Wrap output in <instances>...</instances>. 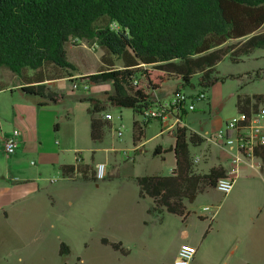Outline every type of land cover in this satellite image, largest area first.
<instances>
[{"label": "trees", "instance_id": "1", "mask_svg": "<svg viewBox=\"0 0 264 264\" xmlns=\"http://www.w3.org/2000/svg\"><path fill=\"white\" fill-rule=\"evenodd\" d=\"M263 28L264 0H0V69L16 76L25 95L47 99L38 100V105L60 103L64 93L47 89L44 82L77 71L68 60L67 43H96L103 51L104 68L79 80L91 87L110 83L113 90L102 99L81 97L89 101L91 139L103 141L110 128V121L95 119L94 113L129 108L137 146L153 121L144 114L156 91L170 81H177L176 90L190 86L208 91L223 81L216 67L225 57L238 63L264 49ZM5 88L0 82V90ZM263 99V94H238L236 107L250 112ZM175 138L171 173L138 176L136 181L139 198L152 199L149 214L169 212L184 219L186 204L214 189L227 170L220 165L204 171L194 163L193 149L205 141L199 133L179 124ZM158 154L156 147L153 155ZM60 171L65 178L97 181L93 163L64 164ZM101 242L127 253L122 242ZM70 253L62 242L59 255Z\"/></svg>", "mask_w": 264, "mask_h": 264}, {"label": "rangeland", "instance_id": "2", "mask_svg": "<svg viewBox=\"0 0 264 264\" xmlns=\"http://www.w3.org/2000/svg\"><path fill=\"white\" fill-rule=\"evenodd\" d=\"M66 48L68 60L77 67V71H70L79 74L73 78L79 80L84 76L80 74L88 75L104 68L101 61L103 51L96 43L72 39ZM217 70L223 78L224 93L221 94L212 88L204 91L206 98L197 100L194 104L195 109H187L183 116L184 122L192 130L206 135L223 128L226 121L237 115L236 97L233 93L244 91L248 94H264V49L244 56L243 62L240 63L232 62L227 56L219 63ZM227 73L241 75L240 78H234ZM14 76L9 69H0V82L6 87ZM193 81L196 82V78ZM57 85L58 90L53 88L51 90L62 91L65 96L63 101L60 103L49 101L48 105L43 107L58 109L60 118L56 123L61 127L60 135L68 142L72 141L71 137L75 130L77 145L85 149L91 147L98 149L111 142L115 147L132 145L134 114L132 109L118 107L107 109L106 111L114 116L112 126L102 143H94L88 136L89 101H80L79 98L81 94L84 96L83 91H72L69 88L71 83L66 80L58 81ZM101 85H103L101 91L100 87L94 89L95 96L99 98H103L105 92L113 90L110 83ZM175 86L176 81L168 82L162 94L168 93V90ZM182 91L191 97L202 89L186 86ZM17 94L19 98L21 93ZM6 96L0 95V105L4 112V116H0V138L4 133L17 129L11 120L14 103L7 101ZM28 97L20 100H23V104L27 105L30 112V106L35 104L33 98H40ZM119 115L121 119L118 118ZM158 125L154 120L147 129V143L143 153L132 152L131 156H126L123 150L117 152L116 165L111 166L109 172L107 170V176L103 180L85 181L81 178L75 181L62 180L57 166L50 164L45 177L57 180L53 183L55 186L53 189L58 190L56 194L54 193L56 202L52 205L48 198L49 192L44 191L42 200H45V212L41 210L38 214L37 201L31 204L28 214L11 216L9 236H5V242H2L0 236V264H174L178 249L191 246L190 240L193 245L200 243L206 231L209 235L202 242L201 251L205 253L207 246L214 247L213 253L208 254L209 257L215 258L212 263L215 264L217 259L218 264L230 263L232 260L228 257V251L231 249V237L234 232L243 230V226L247 229L249 225L247 221L251 215L257 218L250 226V232L257 241L261 240L258 244L264 246V237L261 236L264 232V209L262 213L260 211L261 205L264 204V185L257 180L237 181L230 195H224L213 188L198 194L194 202L186 204L189 212L186 220L169 212L156 214L159 218L146 214L144 209L149 201L139 198L136 178L153 174L166 175L174 165L171 151L153 155L156 143L164 142L161 138H153ZM119 127L123 132L121 137L117 136ZM170 140L172 144L173 138ZM172 146L170 145L169 150ZM85 153L89 159L91 150H86ZM10 156L5 153L0 141V173L3 170L6 173L7 166L12 165ZM29 156L25 160L26 163L29 162L27 166L29 169L23 168L25 170L23 172L29 173L40 165L39 162L34 165L33 162L36 160ZM103 156L101 150L94 152L96 160L102 159ZM65 159L69 161L71 158L69 156ZM89 161L93 162L91 158ZM207 163L208 161L200 164V168L206 171ZM223 164L230 165V162L226 159L223 160ZM12 173L15 178H21L17 171L11 169ZM9 182L14 186L11 190L12 195L20 193L25 188L22 185L15 186L12 179H9ZM44 183L43 186L49 185L47 181ZM36 197L38 199V195ZM261 201L262 204H257ZM205 206H210L211 210L204 211ZM103 238L110 242L122 241L127 253L103 244L101 242ZM62 242L70 246V254L59 255ZM254 252L251 251L252 257L256 255ZM238 254L239 251L235 255Z\"/></svg>", "mask_w": 264, "mask_h": 264}, {"label": "crops", "instance_id": "3", "mask_svg": "<svg viewBox=\"0 0 264 264\" xmlns=\"http://www.w3.org/2000/svg\"><path fill=\"white\" fill-rule=\"evenodd\" d=\"M240 62H243V58ZM218 65L216 68H218ZM77 75L79 74H74L71 77H75ZM80 75H85V74H80ZM227 75H231L234 78H240L241 74L227 73ZM71 77L46 80L44 84L47 89L51 90L53 88L54 90H58L57 82L61 80H66L70 82L69 78ZM15 79H16V76H14L12 81H10L9 85L5 89L0 90V95H7L6 100L7 101L10 100L14 103L11 120L13 121V126L17 128L18 130H20L21 132L19 148L17 149L16 153H14L9 158L12 161V165L7 166L8 169L6 173H4V170L2 171V173H0V236L2 237V242H5V236H9V231L11 227V216L12 217L16 215L24 216L28 214L29 208L30 206H32L31 204L32 203L35 204V202L37 201H38V214L41 213V210L45 212L44 211L45 210L44 208L45 200H42V193L44 191H46L47 193L49 192L48 198L52 205H54V203L56 202L54 193L56 194L58 190L56 191L55 188L53 189V187H55L53 183H56L57 180L56 179L53 180L50 177L49 178L45 177L46 174H48L46 171L50 164H53V166H57L60 179L75 181L76 179H78V176H76L73 179L63 177L60 171V166L64 164H76L77 155L80 156L81 161H83L84 163H93L94 167L98 162L106 163L107 170L109 172L110 167L111 166L113 167L116 165L115 163L117 161L116 159L117 152L119 153V152H122L123 150L126 156L127 155L131 156L132 152L136 154L140 152L143 153L145 151V146L147 143V139H145L143 143L137 146H134L133 138H131L132 140L131 146L124 145L123 147H115V145H113V143L111 142L109 145H105L104 147H99L98 149H95L93 147H91L90 149H85L77 145L75 130L73 131V134L71 137L72 141L68 142L64 137L60 135L61 127H59V124L56 123L57 120L60 118V116H58L60 113L58 109L55 107L54 108L50 107V106H45V107L40 106L38 105V100H42V99L33 98V101L35 102V104L33 106H30L31 110L30 112H28L27 105L23 104L24 103L22 102L23 100H20V99H27L29 97L20 90V88L22 87V84H20V82H18ZM102 86L103 85L99 84L97 86L91 87L90 92L88 94L83 93L84 96H82V94L80 95L79 97L80 101H81V97H85V95L86 97H88V95H93L94 97L99 98L95 96L94 89L100 87L99 91H101ZM166 86H167V83L160 90L154 93L153 100H157V99L165 100L169 98L175 92L176 88L178 87V83L176 81L175 87L170 88L168 90V93L162 94L163 93L162 91ZM69 88H71V86ZM179 88L182 89L183 86L182 88L181 86H179ZM211 88L216 89L221 94L224 93L223 81H218ZM57 92H62V91H57ZM17 93H21L19 94V98L17 96L18 95ZM238 94L253 96L254 94H257V93L248 94V93H245L244 91H236L235 93H233V95H235L236 97L235 107H236ZM46 105H48V103ZM236 110H237L236 112L238 113L239 110L237 109V107H236ZM0 116H4V112L2 110L1 105H0ZM94 116H95V113L92 115V117ZM133 119H134V114H133ZM87 121L89 124L88 136L91 139L90 115L89 114H88ZM153 121L148 123L147 129L149 128V126L151 125ZM155 121H157L159 125L153 135V138H156V139L161 138L164 140L165 143L163 141H158L154 149L157 147L160 153H163L166 150H169L170 145H173L172 146V149H173L176 138H175V129L170 127L172 121L170 120L165 123H161L159 120H155ZM184 125H186L189 129H191L186 122H184ZM111 126H112V123L110 121V128ZM110 128L107 129L104 140L107 136V133L110 131ZM192 131H195V130H192ZM195 132L202 135L205 141L200 147L194 148L193 153L197 154V153L202 152L204 149H206L205 154L200 162V164H203V163H206V161H208V163L205 165L207 167L206 171L209 170L211 167L220 166V165L223 166L226 170H228L230 165H224L223 160L227 159L230 162L229 153L226 150L221 149L214 144H208L205 138V135H206L205 133L199 132V131H195ZM10 134L11 132L4 133L2 137L0 138L2 148H3L4 139L8 137ZM131 137H132V133H131ZM171 137L173 138L172 144L170 140ZM91 141L93 140L91 139ZM103 141L101 142L93 141V142L102 143ZM172 149L170 151L174 158V165L171 171L175 168V154ZM86 150H91L92 154L89 156V159L91 158L93 162H90L89 159H87V156L85 153ZM96 150H101L103 152L104 156L102 159H99V160L95 159L94 152H96ZM27 156L32 157L33 159L36 160L33 162L34 165L38 164V162L40 163V165H37V168L29 171V173L27 171L23 172L25 171L23 170V168L29 169L27 168V166H29V162L26 163L25 161ZM69 156L71 159L69 161H66L65 158H68ZM131 159L133 160V157H131ZM11 169L17 171V174L20 175L21 178L23 179L17 177L18 175H16L17 178H15V175L13 173L11 174ZM9 179H12L13 183L16 184L15 186L22 185L25 188L22 189L20 193H16L12 195L11 190L12 188H14V186L10 185ZM242 179L243 180L245 179L247 181L257 180L259 183L264 185V178L257 171L249 167H246V166L241 168V170L239 171V174L235 179V186L237 184V181L242 180ZM46 181L49 183V185L43 186L45 184L44 182ZM235 186H234V189H235ZM51 192H52V195H51ZM232 192L230 194H232ZM36 195H38V199ZM140 199L149 201L148 202L149 204L145 206V209H144L146 214L153 215L159 218V216H157L156 214H149L147 212L148 208L152 204V199H150L149 197L140 198ZM257 204H262V201L261 203L257 202ZM258 208L259 207H257V209ZM260 208H261L260 211L262 213L264 209V204L261 205ZM188 216H189V212L187 213L184 220H186ZM201 217L204 218L203 215H201ZM256 218L253 215H251L247 221V223L249 224L247 226V229L245 226H243V230H239L238 232L233 233L231 237L232 238L231 239L232 240L231 249L228 251V257L232 261H230V263H223V264H264V259H263L264 258V246L258 244L259 241L261 240L259 239L257 241V239L254 238V235H252L250 232V226L255 222ZM208 233H209L208 231L205 232V234L203 235V239L198 244L196 243L193 245V243L190 240L189 245L191 246H189V248L195 249L196 251V255H195V258L192 264H213L212 261L215 258L213 259L212 257H209L208 254H212L215 248L211 246H207L205 253L201 251L202 242L208 237L209 235ZM261 236L264 237V232L261 233ZM119 242H122V241H119ZM183 247H188V246H183ZM252 250H254L255 251L254 253L256 254L253 257L251 256ZM238 251H239V254L235 255L236 252ZM175 260H176V257H175ZM218 263H219V260L217 259L215 261V264H218Z\"/></svg>", "mask_w": 264, "mask_h": 264}, {"label": "built area", "instance_id": "4", "mask_svg": "<svg viewBox=\"0 0 264 264\" xmlns=\"http://www.w3.org/2000/svg\"><path fill=\"white\" fill-rule=\"evenodd\" d=\"M72 91H83L84 94L90 92L91 86L86 82H81L77 78H70ZM191 98V99H190ZM204 92L189 97L182 89L175 92L165 100H153L151 106L146 108L145 120H159L161 123L172 121L170 127L176 128L179 124H184L183 116L187 109H195L197 100L205 99ZM190 99V101H189ZM95 119L112 121L113 114L109 111L96 112ZM121 119V115L118 116ZM123 128V125L121 126ZM117 129V136L123 135L122 128ZM21 132L14 129L3 141V150L10 156L16 153L20 145ZM208 144H214L226 150L230 155V167L226 177L217 180L215 189L224 195H229L235 186V179L239 171L244 166L257 171L264 178V99L256 110L250 112L238 111L237 115L225 122V126L209 135H205ZM202 152L194 154L193 161L200 164L204 154ZM81 162L79 155L76 157V165ZM97 180H103L107 176V165L98 162L95 165ZM211 210L210 206H205L204 211ZM214 216V214H213ZM196 255L195 249L181 247L176 255L174 264H192Z\"/></svg>", "mask_w": 264, "mask_h": 264}, {"label": "water", "instance_id": "5", "mask_svg": "<svg viewBox=\"0 0 264 264\" xmlns=\"http://www.w3.org/2000/svg\"><path fill=\"white\" fill-rule=\"evenodd\" d=\"M181 88H182V86H181Z\"/></svg>", "mask_w": 264, "mask_h": 264}]
</instances>
